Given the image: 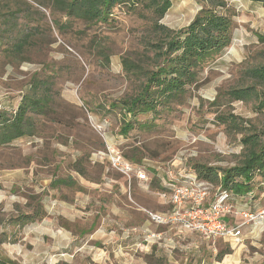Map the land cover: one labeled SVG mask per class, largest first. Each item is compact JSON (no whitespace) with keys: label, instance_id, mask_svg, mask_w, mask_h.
I'll return each instance as SVG.
<instances>
[{"label":"rangeland","instance_id":"obj_1","mask_svg":"<svg viewBox=\"0 0 264 264\" xmlns=\"http://www.w3.org/2000/svg\"><path fill=\"white\" fill-rule=\"evenodd\" d=\"M171 1L159 23L174 31L187 27L205 4ZM227 1L236 11L231 46L203 66L184 95L133 120L121 103L141 92L144 73L156 65L150 46L164 38L143 3L114 9L108 23L88 24L68 17L56 0H0V104L14 115L21 104L44 99L40 111L27 114L31 135L0 147V259L264 264V234L214 246L150 223L145 211L168 208L154 183L130 185L102 157L114 149L161 177L183 156L218 170L242 162L243 139L264 130V112L255 99L232 101L228 92L251 85L248 69L264 65V3ZM124 119L133 124L127 134L121 132ZM262 179L253 181L260 208ZM26 215L35 221L24 222ZM143 226L167 234L161 246H137L142 234L132 229ZM194 239L199 249L190 246Z\"/></svg>","mask_w":264,"mask_h":264},{"label":"trees","instance_id":"obj_2","mask_svg":"<svg viewBox=\"0 0 264 264\" xmlns=\"http://www.w3.org/2000/svg\"><path fill=\"white\" fill-rule=\"evenodd\" d=\"M264 3V0H251ZM61 10L70 17L85 20L88 24L108 23L114 9L129 6L134 9L138 3L150 10L156 17L155 30L163 36L159 42L151 44L155 53V68L144 73L145 82L141 92L135 97L124 100V112L133 118L138 115L155 112L159 105H166L172 99L184 95L189 86L198 82L200 70L210 61L219 57L233 41L234 18L236 11L227 0H204L205 4L194 20L179 30H171L159 23L172 7L171 0H56ZM252 84L245 88L228 92L232 101L258 102L257 109L264 112V65L248 69ZM44 99L25 102L14 115L6 108L0 109V147L31 135L29 112H38ZM10 115V116H8ZM223 122L225 118H222ZM231 117L230 122H235ZM121 132L127 134L132 128L126 121ZM247 146L242 162L227 169H217L206 165H191L199 178L212 183L218 193L232 191L236 195L251 194L253 181L257 177L264 180V130L243 139ZM126 158V157H125ZM130 162V159L126 158ZM134 163V162H132ZM67 184V181H63ZM157 191H164L160 182L154 178L151 182ZM33 222L34 218L24 216V222ZM221 254L219 259H222ZM0 264H11L0 259Z\"/></svg>","mask_w":264,"mask_h":264},{"label":"built area","instance_id":"obj_3","mask_svg":"<svg viewBox=\"0 0 264 264\" xmlns=\"http://www.w3.org/2000/svg\"><path fill=\"white\" fill-rule=\"evenodd\" d=\"M2 108L5 107L0 104ZM102 157L130 185L133 180L149 184L156 178L160 182L165 190L158 191V196L168 208L164 212L145 213L150 223L167 227L170 232L174 231L176 237L182 233L199 235L215 246L219 241L242 243L246 239H259L264 234V208L256 207L254 193H218L212 183L199 178L185 156L168 163L163 177L153 171L150 174L145 165L130 162L114 149L108 148ZM154 169L159 171V167ZM132 232L142 234L149 247L161 246L167 235L151 232L147 227L139 231L133 228ZM128 235H131V230Z\"/></svg>","mask_w":264,"mask_h":264},{"label":"crops","instance_id":"obj_4","mask_svg":"<svg viewBox=\"0 0 264 264\" xmlns=\"http://www.w3.org/2000/svg\"><path fill=\"white\" fill-rule=\"evenodd\" d=\"M155 175V174H154ZM157 175H159V174H157ZM161 177V176H160ZM163 177V176H162ZM146 226H143V227H141L140 229H142V228H145ZM136 229H138V230H140L139 228H136ZM200 237L201 238V236H199V235H195V237ZM207 240V239H206ZM180 241H177V243H179ZM137 246L138 247H140V248H142L143 250H145V251H148L149 249H150V247L149 246H147L145 243H138L137 244ZM190 246H193L192 248H194V249H199V244H198V241L197 240H195L194 239V241H192L191 243H190ZM152 247V246H151Z\"/></svg>","mask_w":264,"mask_h":264}]
</instances>
